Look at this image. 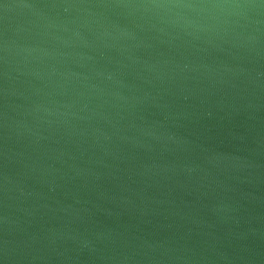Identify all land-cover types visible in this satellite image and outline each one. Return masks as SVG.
Returning a JSON list of instances; mask_svg holds the SVG:
<instances>
[{"label": "water", "instance_id": "water-1", "mask_svg": "<svg viewBox=\"0 0 264 264\" xmlns=\"http://www.w3.org/2000/svg\"><path fill=\"white\" fill-rule=\"evenodd\" d=\"M0 264H264V0H0Z\"/></svg>", "mask_w": 264, "mask_h": 264}]
</instances>
